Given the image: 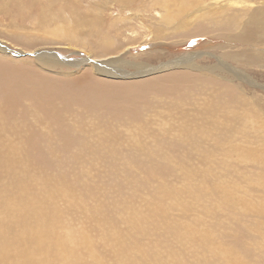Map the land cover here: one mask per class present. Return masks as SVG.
<instances>
[{
  "label": "rangeland",
  "instance_id": "obj_1",
  "mask_svg": "<svg viewBox=\"0 0 264 264\" xmlns=\"http://www.w3.org/2000/svg\"><path fill=\"white\" fill-rule=\"evenodd\" d=\"M133 1L0 0V50L6 53L0 54L1 100V96L5 98L9 92L17 93L21 85L28 91L37 88L36 82H27L29 77H20L19 73L23 71L48 80L49 86L51 82L78 80L89 67L92 75L101 81L97 85L105 88L133 86L136 89L140 84L159 82L173 75L184 78L180 80L183 84L180 83L179 88L176 86L174 92L169 94L164 90L173 86L170 81L161 82L155 100L149 94L147 97L151 100L144 97L137 106H129L137 110L138 117L115 119L135 123L142 118L143 128L146 124L150 130L137 133L124 126L122 129L121 126L111 128L120 132L119 136L123 134L125 140L120 138L116 146L111 144L112 149L94 150L89 146L76 148L60 144L59 127H71L72 120L76 123L78 118L81 120V114L78 115L79 111L73 105L66 106L54 100L44 107L51 99L35 100L31 95L18 96L16 104L12 101L0 105V115L5 118L2 131L12 139V144L0 140V146H6L1 158L10 153L14 159L16 157L10 176L17 179L16 184L26 185L32 200L30 204L42 205L49 210L42 225L37 226L40 231L35 232L36 225H30L35 232L31 244L39 246L42 243L47 249L46 255L40 252L32 258L35 264H264V33L252 23H260V20L251 24L236 21L226 27L222 24L224 17L213 15L207 21L173 30L178 17L168 13L167 8H171L176 0H161L163 3L160 0ZM251 10L257 18L264 20V15L259 13L264 12V0L252 1ZM75 12L82 18L99 21L104 33L107 32L104 29L110 27L112 38L123 45L121 51L128 63L147 64L156 71L148 74L150 76H138L130 64L126 67L130 73L117 78L101 74L94 65L89 66L87 60L83 62L85 65L73 68L68 60H102L98 58L99 54L94 57L95 53L87 51L94 47L93 41L89 39L87 45L81 46L80 43L72 44L71 48L67 44L69 41L64 44L60 39L53 40L42 25L48 22L46 17L57 13L70 17ZM251 15L254 14L246 16L250 19ZM156 28L161 30L158 39H155ZM79 31L86 32L82 28ZM95 50L100 52L98 47ZM42 51H49L56 58L59 56L63 62L71 64L70 68L60 65L43 68L36 59ZM190 53H196V68L222 62L239 73L240 78L218 73L224 75L221 78L206 70L172 66ZM113 56L118 57V54ZM164 65L167 67L162 69ZM12 69L18 73L9 74ZM193 82L194 86L204 84L208 89L191 94ZM173 101L175 109L169 108ZM41 102L46 103L42 105ZM150 106L156 111L154 115H151L153 109ZM47 109L51 110L47 113ZM167 109L174 111L170 114ZM162 110L167 112V118ZM100 112H90L91 120L105 117V112ZM38 115L43 117L42 120ZM153 116L169 123L172 118L176 126L190 127L194 132L203 129L204 134L196 136L200 138L197 140L186 134L178 142L176 136L169 133V130L176 131L175 127L167 125L169 130L166 135L162 134L160 120ZM158 130L160 132L156 133ZM128 131H133L130 132L132 135L136 133L134 136L140 143L132 144L127 140ZM145 133L153 137L147 135L151 138L148 140L146 135L143 136ZM45 138L55 140L41 141ZM3 167L1 165V176L5 175ZM3 183L4 180L0 182ZM19 189L13 190L16 196ZM32 204L30 207L34 208ZM25 206L22 200L18 202L20 210L16 214L22 215ZM1 211L0 218L4 217ZM7 217L18 219L10 214ZM26 228L29 226L24 227L17 221L13 223L11 233L6 235L10 243L0 241V264H11L12 261L13 264H25L20 258L15 263L17 255L14 259L13 253L20 246ZM25 255L23 250L20 256Z\"/></svg>",
  "mask_w": 264,
  "mask_h": 264
},
{
  "label": "bare ground",
  "instance_id": "obj_2",
  "mask_svg": "<svg viewBox=\"0 0 264 264\" xmlns=\"http://www.w3.org/2000/svg\"><path fill=\"white\" fill-rule=\"evenodd\" d=\"M131 1H133V0H130V2ZM155 1H158V0H155ZM187 1H188V3H187ZM252 1H255V0H244L242 2H241V0H176L171 8L170 7L167 8V10H168L167 12L168 13H172L173 16L174 15H177V17H178V21L174 24V29L173 30H175V28L176 29H185L186 26H188V25H190L192 23H198L199 24L200 23L199 21H207V20H209V18H211V16L218 15V16L224 17V19L222 20V24L224 26H226V27L230 26L231 23H234L235 24L236 21H243V23H248V21H249L248 24H251V22L254 21V20H258V22L260 20V23H255V22H252V23L255 25V27L257 29H259L262 33H264V20H262V18H257V14L255 12H252V10H251ZM157 3H159V2H157ZM161 3H163V2L161 1ZM245 4H249V6H246ZM147 7L148 6H146V8ZM151 8H153V7L151 6ZM151 8H150V10H151ZM152 11H153V9H152ZM163 11H164V9H163ZM249 13L254 14V15H251L250 16V19L246 16ZM259 13L262 14V15H264V12H262V11H259ZM162 17L164 18V16H162ZM162 17H161V19H162ZM165 17H166V15H165ZM46 18L48 19V22H46L45 24L42 25V29L46 30L45 32H47L48 34H50L52 36L53 40L55 39L56 41H58V39H60L61 42H63L64 44H66L67 41H69L67 44L68 45H71V48H72V44L77 45L78 43H80V46L81 45H85V44L87 45V43H88L87 41L89 39H91L93 41V46L94 47L89 48L87 51L90 52V53H95V55L93 54L94 57L96 56V54H99L98 58L99 59L102 58L101 61H97V62H91L90 60H88L89 58H82L83 60L82 59H78V60H68V63H72L73 68H77V67H79L81 65H85V64H83V62L87 60L89 66L94 65V67L96 69H98L101 74L106 75V76H115L117 78H121L119 75L122 76L123 74H129L130 73V71H126V67H128L131 63L130 62L128 63L126 60H124L123 56L125 55V53L121 51V48L123 49V47H122L123 45L122 44L119 45L116 42V40H115L116 38L115 39L112 38V35H111L112 34V31H110V27H109V30H107V29L105 30L104 29V31H107L106 33H104L103 30H101V28L99 27V21H97L94 18H91V19L82 18V17L79 16V13L77 14V12L71 13L70 17H64V16H61L60 14L57 13V14L52 15L51 17H46ZM116 19L118 21H120V22L121 21L122 22L124 21L123 19H119V18H116ZM116 19L114 21H116ZM168 20H164V21H168ZM170 20H171V18H170ZM219 25H221V24H219ZM236 25H237V23H236ZM80 28L85 29L86 32H80L79 31ZM166 29H167V27H166ZM173 30H171V31H173ZM160 31L161 30H159V28H156V31H155L156 38L155 39H158L160 37ZM117 33H119V30H118ZM175 33H177V32H175ZM243 34H245V32ZM169 36H170V33H169ZM183 36H185V35H183ZM196 39H198V38H196ZM131 40L132 39H130V41ZM163 41H165V40H163ZM249 42H250V40H249ZM176 44H179V43H176ZM57 45H58V42H57ZM97 47L100 49L99 50L100 52L98 51L99 53L95 52L96 51L95 48H97ZM162 47L164 49L166 48V46H164V45ZM0 48L2 49V46H0ZM126 51H127V48H126ZM2 53L3 54H6L5 51L0 50V54H2ZM116 54H118V57L117 56H113V55H116ZM74 55H76V54H74ZM36 56H37L36 59H37L38 64L40 66H42L43 68H48V69L55 68V65L56 66L60 65L61 67H63V66L66 67L67 66V67L70 68V65H71V64H67L66 62H63L62 59L59 58V56L57 58L54 57L49 51H42V52L38 53ZM210 56H212V55L210 54ZM261 56H263L262 53H261ZM218 61L219 60L217 58V62ZM195 62H196V53H192V54L190 53L188 55H185V56L181 57L172 66H174L175 68H180V69H181V67H183V68H187L188 70H200V71L201 70H204V71L206 70L209 73L216 74L218 77L221 76L218 73H225V74H228L229 76H232V77L234 76V78H237V79L240 78L239 73H237L233 69H230L226 64H224L222 62L221 63L219 62L218 65H214L213 64V66L210 65V67H207V68L205 67V68H200V69L195 67V65H194ZM198 66L200 67V65H198ZM129 67L130 68H134L135 71H136L135 74H137L138 76H140V75L141 76H144V75L150 76L148 74H152V73H154V71H156L155 69H151V67L148 66L147 64L144 65V64H140V63H135L133 65L131 64ZM162 67H163L162 69H165L167 67V65H164ZM13 70L14 69H12L8 73L9 74H14L15 72L18 73V70H14V71ZM88 70H89V72L86 73ZM88 70L85 72V75L82 76V77H79L78 80H72L71 79V80H68L67 82H51L50 86L48 84V80H46V79L44 80L41 77L39 78L37 75H33L31 72H24V71L23 72H20L19 73L20 77L21 76L22 77H24V76L25 77H29L30 81H27V82H36V85L35 86L37 88H33V90H29L28 91V90H26L23 87V85H21L19 87V90H18L17 93H15V92H11L10 93L9 92V94H6L5 95V98H4V96H1L3 98V100L0 99V105H2L4 102L8 103V102H12V101H14L13 104H16V101L18 100L17 99L18 96H26V97H31L32 96L35 100H38L39 98L46 99V100L51 99L47 103L46 102H43V103H46V105L44 107H48L50 105V102L51 101H54V100H58L61 104H64L66 106L73 105L79 111V113L78 112H76V113H78V115L81 114L80 116H82V117H81V120L78 118V121L79 122H77V123L72 120V122H73L72 126L73 127L72 126L71 127H69V126L59 127V129L57 131V134H58V137L57 138H58L60 144L62 146H65V147L66 146H73V147H76V148L77 147H86L87 148L89 146L88 148L94 149V150L95 149H112L113 146H110L111 144L114 143V145H115L117 143V141H119L120 138L123 141H125V140H124V137H123L124 135L123 134H121L119 136L120 132L117 133L115 129H111V128H114V127L116 128V127H120L121 126V129H122V126H124V128L126 127L127 129H130V130L131 129H134L137 133H144V132H147V130H150L149 127L147 129V125L145 123H144L145 124V128H143V124L141 122V119L142 118L141 119L139 118L140 121L139 122H135V123H129L128 122L129 120H126V122H117L118 120H115V119H119L120 117H127V119H128L130 116H132V117H138V113L136 112L137 110H135L134 108L131 109V108H129V106H134V105L137 106L138 102L140 100H143L144 97L145 98H148L147 96L149 94L152 96V99L155 98L157 96V94H158V91H159L158 90V86H159V84H161V82L163 83L165 81H170L172 83L173 86L170 88V90L169 89H164V90H166L170 94V92L172 93V92H174L176 90L175 89L176 86H178V88H179V84L182 83V82H180V80L184 79L183 77H175L176 75H173V76H170L168 78L160 79L159 82H147V83H144V84H140V85H138V87L136 89L133 86H125V87L111 86L109 88H105L102 85H99V84L97 85V83H99L101 81L97 80L92 75V73H91V67H89ZM158 70H160V69H158ZM7 71L8 70H6V72ZM242 75L245 76V77H248V76L244 75L243 73H242ZM128 76H129V78L132 77L130 75H128ZM222 77L224 78V75L221 76V78ZM227 77H225V78H227ZM248 81H249V78H248ZM186 83H188V82H186ZM104 84H105V82H104ZM145 84H148L149 86L147 88H145L146 87ZM194 85L195 84L193 82L192 83V87H191L192 90H190L191 91V94H195L198 90L205 91V90L208 89V88H206V85H204V84H199V85H196V86H194ZM214 96H216V95L214 94ZM149 98H150V96H149ZM158 99L159 98H157V100ZM162 99L163 98H161L160 100H162ZM150 100H151V98H150ZM153 100H155V99H153ZM242 100H243V97H242ZM166 101L168 102V100H166ZM177 101L179 102L178 99H177ZM175 102H176V100H175ZM175 102L173 101V105L171 104L172 106L170 105L169 108L172 107V108L175 109V106H174ZM43 103L41 102L42 105H43ZM150 103L151 102H149V104ZM167 104H166V106H168ZM178 104L180 105L181 103L179 102ZM222 105H224V104H222ZM2 106H4V104ZM9 107H10V105H9ZM154 108H155V105H154ZM160 108H161V106H160ZM151 109H153V108L151 107ZM164 109H166V108H164ZM168 109H167V111L169 112L170 109L169 110ZM200 109L202 110V106H201ZM50 110L47 109V113ZM99 110L101 111L100 113L105 112L106 115H105V117H103V116L93 117L92 118V120L94 121V123H93L92 120H91V118H90V116H91L90 115V112H97ZM154 111L155 110L153 109V114H151V115H154L155 114L156 111L155 112ZM173 111L174 110H172V112ZM162 112L165 113L163 110H162ZM172 112H169V113L171 114ZM166 113H165V115L164 114L163 115L167 118V116H166L167 114ZM98 114H99V112H98ZM202 114H205V113L202 112ZM217 114H220V113H218V111H217ZM10 115H12V113ZM100 115H102V114H100ZM144 115H141V117H144ZM237 115H239V114H237ZM1 116H2V114L0 115V140H4L5 139V140H7V142H10L11 143L12 142L11 141L12 139H10L8 137V135H7L8 133L5 134L4 133L5 131H2V130H4L3 128H4V120H5V118L2 119V117H4V116H2V117ZM40 116H39V118H41V120H42L43 117H40ZM161 116L162 115H160V117ZM164 116H162V117H164ZM220 116L223 117L224 114H221ZM56 117H57V115H56ZM153 117H155V116H153ZM158 118L155 117L156 120ZM247 118L249 120H253V118H250V117H247ZM163 119H162V121H163ZM152 120L154 121V119H151V121ZM159 120H160V122H158L159 125H162V126H160V130H161L162 134H165L169 130V129H167L168 126L175 127V129H176L177 132L176 131H173V130H169L170 131L169 133L170 134L171 133L174 134L176 136V140H178V142L181 141L182 139H184V137H185L186 134H188L190 136H195L194 139H196V140L197 139H200V138H198L196 136H201V134L202 135L204 134V130L203 129H200L199 132H194V131H191L190 130V127H184L183 128L181 126V124H178V126H176L174 124L175 123V120L172 119V118H171V122L170 123H169V121L168 122L165 121L166 119L163 122L161 121V118H159ZM106 121H107V124H106ZM145 121L147 122V120H145ZM196 121L198 122V120H196ZM220 121L223 122V118H220ZM67 122H70V120H68ZM115 123H118L120 125H116ZM151 123H153V122H151ZM70 124H71V122H70ZM51 125H53V124H51ZM39 127H40V125H39ZM199 127H201V126H199ZM47 129H48V127H47ZM47 129H46V131H47ZM127 129H124V130H127ZM156 129H159V128L157 127ZM186 129L188 130V132H187ZM46 131H43V132L46 133ZM130 132H133V131H130ZM130 132L128 131V134L126 133L127 136L125 135L126 137H128L127 140L131 141L132 144L140 143L139 139H137V137L135 138V136H134L136 133L134 135H132V134H130ZM158 132H160V131L158 130L156 133H158ZM123 133L125 134V132H123ZM2 135L4 137H1ZM47 135L49 136L48 133H47ZM147 135L150 136V137H153L152 135H150L148 133L147 134L146 133L143 134V136H145L148 140H149L150 137H148ZM140 136H142V135H140ZM157 136H159V135H157ZM42 137H46V136H42ZM49 137H51V135ZM162 137L164 138V136H162ZM55 138H56V136H55ZM146 138H144V142H145V139ZM54 140L55 139H53L51 141L54 142ZM41 141L46 142V141H49V139L47 138L46 140H41ZM51 141H49V143ZM160 141H162V140H160ZM1 142L2 141H0V143ZM55 142L57 143V141H55ZM142 142H143V140H142ZM32 143L33 142H30V144H32ZM29 146H31V145H29ZM47 146H49V145L47 144ZM123 147H125V146H123ZM151 147H152V145H151ZM69 148H72V147H69ZM129 148L131 149V147H129ZM5 149H6V146H5V148L3 146L2 147L0 146V150H3V152L1 151V153H0V170H1V165H4L5 166V167L2 168V171L5 173V175H3V176L0 175V182H2V180H4V183L3 184H0V189L2 188L0 190V211L2 210L1 213L4 215V217L2 216L0 218V221L2 220L0 222V241H2L4 244H9L10 243V240L7 238L6 235H8V234L11 233L12 226H13V223L15 221H17L19 223H22V225L24 227H26L28 225L29 228L24 229L25 232L22 235V239L20 240L21 241L20 242V246L17 247V249H16L15 245L13 246L17 250L16 253H15V250H14L13 258L15 259V254H16L17 257L15 259V263L17 261V258H20V259H23V261H25V264H35L34 259L32 258V255L33 254L36 255L37 253H40V252H42V253H44L46 255L47 249L45 248V246L44 247L42 246V243L39 246L36 245V244H31L30 240L32 239V237H33V235H34V233L36 231H40V229H37V226L38 225L39 226L42 225V222L46 219L47 214H49V213H47L49 210L48 209H45L44 206H42V205L41 206H38V207H35L32 203L31 204L34 206V208L33 207H30L31 204L29 202H31L32 200L30 199V197L28 195V190L26 188V185L19 184V183L16 184L15 181H17V179H15L14 177L10 176L11 173H12V170L11 169L13 168V165H15L14 162L16 161V157L14 159L13 158V154L10 153L6 157L1 158L2 157V154L4 153V150ZM13 149H14V147H13ZM32 151H34V150H32ZM2 178H4V179H2ZM13 182L16 185H14ZM15 188H20L18 190V195L17 196L15 194L16 192L13 191V190H15ZM21 200H22V203H24L26 206H25V209L21 207L22 208V215H17L16 212H18L20 210L18 208V202H21ZM40 207H41V210L38 211L40 209ZM9 214L10 215L17 216L15 218H18V219L17 220H14V218L13 219H10L9 217H7ZM31 224H35L36 225V228L34 227L35 228L34 229L35 232H34V230L31 229L32 227L30 228V225ZM20 231H22V230H20ZM50 234H49V236H50ZM71 236H73V235L71 234ZM14 238H16V237H14ZM37 238H39V236ZM38 241L39 240H37L36 242H38ZM12 244H14V243H12ZM17 245H18V243H17ZM23 250L26 251L27 255L20 256V254L23 252ZM11 251H12V249H11ZM141 254H143V253H141ZM10 261H11V259H10ZM145 261H147V260L145 259ZM20 262L22 263V261H20ZM11 264H13V261L11 262ZM66 264H67V262H66Z\"/></svg>",
  "mask_w": 264,
  "mask_h": 264
}]
</instances>
